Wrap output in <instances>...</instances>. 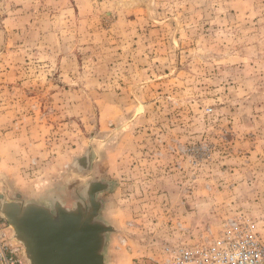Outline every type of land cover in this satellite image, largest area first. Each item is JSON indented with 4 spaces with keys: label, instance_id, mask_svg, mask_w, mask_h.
Wrapping results in <instances>:
<instances>
[{
    "label": "rangeland",
    "instance_id": "1",
    "mask_svg": "<svg viewBox=\"0 0 264 264\" xmlns=\"http://www.w3.org/2000/svg\"><path fill=\"white\" fill-rule=\"evenodd\" d=\"M94 185L106 264L264 244V0H0V195Z\"/></svg>",
    "mask_w": 264,
    "mask_h": 264
},
{
    "label": "water",
    "instance_id": "2",
    "mask_svg": "<svg viewBox=\"0 0 264 264\" xmlns=\"http://www.w3.org/2000/svg\"><path fill=\"white\" fill-rule=\"evenodd\" d=\"M86 168L87 156L79 158ZM97 186L86 198L67 206L59 197L45 201L9 200L0 195V214L11 237L23 246L28 264H106L108 234L113 226L101 216Z\"/></svg>",
    "mask_w": 264,
    "mask_h": 264
},
{
    "label": "built area",
    "instance_id": "3",
    "mask_svg": "<svg viewBox=\"0 0 264 264\" xmlns=\"http://www.w3.org/2000/svg\"><path fill=\"white\" fill-rule=\"evenodd\" d=\"M222 235L166 243L156 264H264V244L249 221L230 220ZM0 264H28L23 246L0 220Z\"/></svg>",
    "mask_w": 264,
    "mask_h": 264
},
{
    "label": "crops",
    "instance_id": "4",
    "mask_svg": "<svg viewBox=\"0 0 264 264\" xmlns=\"http://www.w3.org/2000/svg\"><path fill=\"white\" fill-rule=\"evenodd\" d=\"M98 191V190H97ZM96 196V194L94 195V197ZM84 198H86V196L84 195ZM62 200V199H61ZM96 200V199H95ZM63 201V200H62ZM64 202V201H63ZM65 203V202H64ZM75 203V202H74ZM67 206H73V204L69 205L67 203H65Z\"/></svg>",
    "mask_w": 264,
    "mask_h": 264
},
{
    "label": "bare ground",
    "instance_id": "5",
    "mask_svg": "<svg viewBox=\"0 0 264 264\" xmlns=\"http://www.w3.org/2000/svg\"><path fill=\"white\" fill-rule=\"evenodd\" d=\"M79 165H82V164H79ZM12 231V230H11Z\"/></svg>",
    "mask_w": 264,
    "mask_h": 264
}]
</instances>
